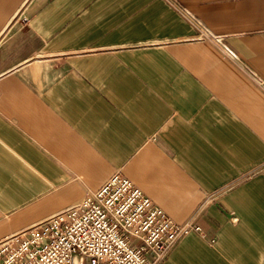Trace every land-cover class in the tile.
<instances>
[{"label":"crops","instance_id":"crops-1","mask_svg":"<svg viewBox=\"0 0 264 264\" xmlns=\"http://www.w3.org/2000/svg\"><path fill=\"white\" fill-rule=\"evenodd\" d=\"M114 172L155 264H264V0H0V240Z\"/></svg>","mask_w":264,"mask_h":264},{"label":"built area","instance_id":"built-area-1","mask_svg":"<svg viewBox=\"0 0 264 264\" xmlns=\"http://www.w3.org/2000/svg\"><path fill=\"white\" fill-rule=\"evenodd\" d=\"M198 229L174 221L114 172L64 210L1 239L0 264H155Z\"/></svg>","mask_w":264,"mask_h":264}]
</instances>
